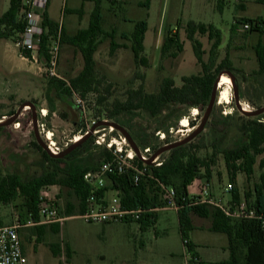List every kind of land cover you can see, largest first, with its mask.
Wrapping results in <instances>:
<instances>
[{
    "label": "rangeland",
    "instance_id": "obj_1",
    "mask_svg": "<svg viewBox=\"0 0 264 264\" xmlns=\"http://www.w3.org/2000/svg\"><path fill=\"white\" fill-rule=\"evenodd\" d=\"M145 1L103 0L104 29L108 32L115 29L116 41L119 44H127L128 48L119 49L111 55L109 38L100 45L95 54V75L101 82L99 92H91L85 98L75 93L80 97L81 104H78L73 94L63 99L57 95L56 90L48 91L51 78L20 57L16 47L18 39L0 40V122H9L25 103L35 106L33 111L27 106L16 123L6 125L5 130L0 132V173L3 176L18 172L29 178L42 173V156L33 146L36 138L33 112L37 116L41 139L49 145L46 132L52 133L51 145L55 143L61 152L74 144L76 136H83L85 131L103 121L124 128L140 151L142 148L138 146L137 134L147 138L152 157L160 154L159 161L167 155L166 152L160 153L163 148L194 134V143L201 148L199 155L202 157H210L216 149L230 148L240 140L239 125L242 122L241 116L246 113L238 108L234 88L241 103L240 107L247 108L246 112H256L264 108V78L255 80V77H252L253 71L258 67L253 46L260 35L247 33L248 31H244L240 25L233 32V24L236 19L244 17H260L264 20V5L259 4L257 0H226L221 11L218 8V0H149V4L144 6L142 3ZM49 4L51 16L61 24L64 21L69 35L88 27L94 9L92 2H85L81 16L78 13H70L69 9H80L83 0H49ZM8 7L9 0H0V15L5 13ZM144 20L148 23L144 41V55L147 57L148 66L135 63L129 48L131 42L121 36L123 32H132L137 21ZM189 21L211 24L221 31L223 43L219 50L218 62L228 52L236 70L231 84L224 85L220 92L218 88L215 116H210L204 129L198 132L204 121L205 111L197 109L190 110L188 116L172 127L168 134L162 130L158 131L157 123L139 111L119 116V122L108 118L104 112L99 115L98 111L102 110L103 106H98L97 97L107 88L109 93L105 94L111 104L115 99L125 100L128 90L138 89L141 85L149 93L157 92L163 77H171L177 86H181L184 76L201 72L192 43L185 35L184 29ZM167 29L173 32L176 30L184 43V51L175 59L162 58L161 55ZM198 38L206 51L204 58L208 60L212 42L210 43L206 36ZM262 39L264 40V35ZM83 65L79 51L72 46L61 45L58 72L62 80L68 81L76 77L82 71ZM224 75L228 76L227 73ZM141 76L144 77L143 80ZM52 109L54 112L50 116ZM219 114H232L233 117L223 125ZM48 115L49 127L44 121ZM250 117L264 119V113L248 118ZM191 122H194L195 126L191 125ZM41 124L45 125L44 132ZM96 130H99V133L91 135L94 146H97V140L104 145L115 139L122 143L125 149H130L128 140L114 127L100 125ZM161 134H165V139H161ZM262 160L264 154L257 158L255 174L250 179L244 174L238 176L237 187L243 198L259 183L260 175L264 171L260 168ZM212 172V196L227 202L231 195L226 193L225 189L230 182L222 155L217 154ZM202 181L206 180H198L189 188L192 195L199 193ZM53 192L57 193L56 199L62 216H66V203L78 204L77 199L69 195L67 190L61 193L57 187ZM112 193L109 192V196ZM20 206V199L10 204H0V221L3 225L16 222L23 213ZM146 220L142 217L123 223L99 224L86 223L75 215L59 224L58 233L52 232L49 227L42 241L38 240L33 227L23 228L19 234L29 264H220L230 257L227 236L212 232L210 220L194 215L192 217L194 230L189 233V237L197 245V259L191 256L183 244L175 210L161 209L157 222L150 226L146 224ZM51 245L60 247V256H54Z\"/></svg>",
    "mask_w": 264,
    "mask_h": 264
},
{
    "label": "trees",
    "instance_id": "obj_2",
    "mask_svg": "<svg viewBox=\"0 0 264 264\" xmlns=\"http://www.w3.org/2000/svg\"><path fill=\"white\" fill-rule=\"evenodd\" d=\"M88 1L94 4V9L87 28L79 29L74 35H69L61 26V45L74 47L80 52L84 63L80 74L68 81L58 78L49 80L48 91L56 90L57 95L63 99L74 93L85 98L91 92H99L101 82L95 75V54L106 39H110L111 55H114L119 49L128 48L127 44H119L116 41L117 32L115 29L111 32L104 29L103 0H83L80 9L69 12L83 15L84 4ZM225 2L226 0H218V8L221 11L224 9ZM257 2L264 5V0H257ZM148 4L149 0L142 3L144 6ZM21 11L22 0H9L8 10L0 15V40L15 39L16 41L23 33L25 22L22 19ZM246 23L251 25L250 29L246 30L247 33L260 35L257 43L253 46L258 67L253 71L252 77L254 76L257 80L264 78V40L262 39L264 20L260 17L236 19L232 31L235 32L238 25L243 26ZM42 25L46 30L41 45V52L44 53L49 44V37L57 32L60 25L50 19L47 11L43 15ZM147 30L148 23L145 20L137 21L132 32H123L121 35L124 40L131 42L129 48L137 65L148 66L147 57L144 55ZM184 30L187 40L192 43L193 53L201 67V72L184 76L181 86H177L173 78L163 77L157 92L149 93L141 85L138 89L128 90L125 100L115 99L111 104L105 94V92L109 93L107 88L97 97L98 106H103L98 114L101 115L104 112L108 118L119 122L117 119L119 116L139 111L157 123L158 131L162 130L168 134L172 127L188 116L190 110L197 109L206 112L219 75L228 72L234 76L236 70L228 52L218 62L219 50L223 43L222 33L218 28L211 24L189 21ZM203 36H206L210 43L212 42L208 60L204 58L206 51L198 38ZM183 51L184 43L181 41L180 35L176 30L173 32L171 29H167L161 47L162 58L175 59ZM140 78L144 79L143 76ZM222 87H219V92ZM227 92L229 96V89ZM53 112L52 109L50 116ZM215 113L214 106L210 116H215ZM13 114L11 113V115ZM219 115L222 117L223 125L226 124L225 121L233 117L232 114ZM50 116L44 118L48 127ZM220 117L217 119L218 122ZM248 117L247 115L241 116L242 122L239 125L241 138L234 146L216 149L210 157H202L199 155L201 148L194 143L193 138L191 141L167 151L160 166L147 165V173L137 184L131 170L121 175L110 176L107 185L99 192L100 196L115 192L126 207L146 210L141 218H146V224L150 226L157 222L158 212L167 208L164 188H171L175 193L174 201L178 206L177 216L181 238L183 242L188 241L185 247L194 259L198 257L196 245L189 237V233L194 230L193 215L210 220L212 232L227 236L230 257L220 264H264V228L259 220L231 218L220 208L201 203L199 196L189 192V188L198 180L205 179L210 183L213 174L212 166L215 164L217 154H220L225 163L228 180L233 185L231 192L233 204L245 200L249 207H255L259 211L264 209V171L260 175L259 183L255 184L253 190H249L244 198L237 187L238 176L244 174L247 179H250L255 174L257 158L264 154V119ZM18 122L20 124V121ZM191 125L195 126L194 122H191ZM5 128L6 126H0V132ZM137 136L138 146L142 150L150 148L147 138H142L139 134ZM93 142L92 137L88 138L81 142L74 151L64 157H59L48 155L35 138L33 146L41 153L42 173L29 178L18 172L8 173L4 176L0 173V204H10L20 199L23 213L16 221L21 224H26L29 221L37 223L39 222L41 191L48 186H57L61 193L67 190V193L78 201L77 205L66 203V217L82 214L92 191V188L85 182L84 175L102 162L112 159L110 150L103 146H94ZM166 143L168 142L166 141ZM136 161L140 166H143L137 157ZM260 168L264 170V160L261 161ZM1 225L3 223L0 221ZM49 227L52 232H59V224L33 226L39 241H42ZM50 248L55 257L60 256L58 245H51ZM68 257H71L69 251Z\"/></svg>",
    "mask_w": 264,
    "mask_h": 264
},
{
    "label": "built area",
    "instance_id": "obj_3",
    "mask_svg": "<svg viewBox=\"0 0 264 264\" xmlns=\"http://www.w3.org/2000/svg\"><path fill=\"white\" fill-rule=\"evenodd\" d=\"M48 5L49 0H22L21 16L25 22V29L19 36L16 47L20 57L35 65L41 73L49 78L61 79L58 72L61 55V26L54 35L49 37V44L46 46L45 52H41L42 38L46 34L42 20L44 13L48 10ZM241 27L246 31L250 29L251 25L246 23ZM73 95L76 96L78 104H81L80 97L75 93ZM41 128L44 132L45 125L41 124ZM89 132L91 130L85 131L83 136L80 137L86 136ZM96 133H99V130L93 132L94 135ZM52 136V133L46 132V138L49 141L48 147L52 155L55 156L61 151L59 148H56L55 143L51 145ZM160 137L161 139H165V134H161ZM120 139H122L121 136ZM123 142L126 144L125 140ZM96 144L110 150L112 152V159L102 162L98 167L84 175V180L92 188V191L87 199L85 211L78 215V218L84 220L86 223L99 224L139 220L146 210L126 207L115 192L111 196H109V193L100 196L99 192L107 185L110 176L121 175L128 170L134 173L135 183L140 182L141 178L147 173L146 166L152 158L151 148H145L141 151V159L139 161L143 163V166H140L136 161V154L131 147L127 150L122 143L115 139L104 145L97 140ZM114 145L116 146L114 147ZM161 164L159 157L151 161V165L154 166H160ZM210 185L209 182L202 181L199 193L197 194L201 198V203L218 207L227 216L234 219H257L264 228V209L259 211L255 207H249L245 200H242L238 204H233L231 198L227 202H224L222 198H214L210 191ZM56 188L57 186H48L41 191L39 197V222L29 221L26 224H21L16 221L14 224L0 226V264H29L19 234L21 229L40 225L61 224L66 219L71 218L61 215L56 199L57 193L53 192ZM164 190V199L167 202V208L164 209L177 211L178 206L174 201L175 193L173 189L164 188ZM232 190L233 185L229 184L225 192L231 195ZM187 243L188 241L185 240L183 242L184 246Z\"/></svg>",
    "mask_w": 264,
    "mask_h": 264
},
{
    "label": "water",
    "instance_id": "obj_4",
    "mask_svg": "<svg viewBox=\"0 0 264 264\" xmlns=\"http://www.w3.org/2000/svg\"><path fill=\"white\" fill-rule=\"evenodd\" d=\"M224 73H227L228 76H230L232 78V81L234 80L233 79V76L228 73V72H224ZM220 74L219 77L217 78L216 82H215V86H214V90H213V93H212V97H211V100H210V103H209V106L205 112V118H204V121L202 123V125L200 126L198 132L202 131L204 129V126L206 125V123L208 122L209 118H210V115L213 111V108L217 102V93H218V86H219V83H220V79H221V76L224 74ZM234 94H235V100H236V103L238 105V108L241 110V112L243 113H246L245 115L247 116H258L260 115L261 113H264V108H261L259 110H257L256 112H246L243 108H241V103L239 101V98H238V95L236 94V90L234 88ZM27 106H30V108L32 109V111L35 109V106L32 105V104H23L21 105V107L17 110V112L14 114V116L11 117V120L9 122H2L0 123V126H6L8 124H14L16 123V120L19 118V116L21 115V112L27 107ZM33 124H34V134H35V137L37 139V142L38 144L44 149V151L48 154V155H52V152L50 150V148L48 147V145L41 139V136L39 134V130H38V121H37V116H36V113L33 112ZM100 125H107V126H110V127H114L115 129H117L118 131L122 132V134L125 136V138L128 140L129 142V146L132 148V150L134 151V153L136 154V157L138 159H141V151L140 149L135 145V143L132 141V138L129 136V134L126 132V130L124 128H122L120 125L118 124H115V123H110L108 121H103L101 122L100 124H98L97 126H100ZM97 126H93V128L91 129V132H89L86 136H84L83 138H81V140L79 142H74V144H72L70 147H68L66 150H64L63 152H61L60 154L58 155H55V156H59V157H64L66 156L67 154H69L70 152L74 151L81 142H83L84 140L88 139L91 137V135L93 134V132L96 130V127ZM197 132V133H198ZM195 137V134L181 142H177L175 144H172L170 146H167L166 148H163V150L160 152V153H164V152H167L169 151L170 149H173L179 145H182L184 143H187L189 141H191L193 138ZM160 155V154H159ZM158 154L154 155L151 159H150V162L148 163V165H151V161H153L155 158L159 157Z\"/></svg>",
    "mask_w": 264,
    "mask_h": 264
},
{
    "label": "bare ground",
    "instance_id": "obj_5",
    "mask_svg": "<svg viewBox=\"0 0 264 264\" xmlns=\"http://www.w3.org/2000/svg\"><path fill=\"white\" fill-rule=\"evenodd\" d=\"M231 82H232V78L230 77V76H225L224 74L221 76V79H220V83H219V86H218V88L219 87H221V86H224V85H226V84H231ZM245 111H247L245 108H243ZM46 112V111H45ZM0 123H2V122H0ZM81 140V137L80 136H76V138H75V142H79Z\"/></svg>",
    "mask_w": 264,
    "mask_h": 264
},
{
    "label": "crops",
    "instance_id": "obj_6",
    "mask_svg": "<svg viewBox=\"0 0 264 264\" xmlns=\"http://www.w3.org/2000/svg\"><path fill=\"white\" fill-rule=\"evenodd\" d=\"M70 11L71 10H74V9H69ZM47 13H48V15H49V17H50V19L51 20H53V21H55V22H57V23H59L58 21H56L52 16H51V13H50V4L48 5V10H47ZM64 17H65V15H64ZM59 25L60 26H62V27H64V29L67 31V28H66V25H65V23H64V21H63V23L61 24V23H59ZM79 30V29H78ZM77 30V31H78ZM67 33H68V31H67ZM69 34V33H68ZM190 192V194H191V191H189ZM195 195H197V194H195ZM177 212V211H176ZM194 243V242H193ZM196 245V244H195ZM196 247H197V245H196ZM24 250V249H23Z\"/></svg>",
    "mask_w": 264,
    "mask_h": 264
}]
</instances>
